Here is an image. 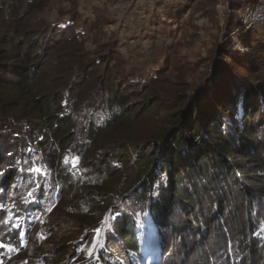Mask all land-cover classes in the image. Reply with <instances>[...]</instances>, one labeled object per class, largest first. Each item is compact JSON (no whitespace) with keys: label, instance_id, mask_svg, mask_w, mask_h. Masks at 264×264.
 Returning a JSON list of instances; mask_svg holds the SVG:
<instances>
[{"label":"trees","instance_id":"16d2710c","mask_svg":"<svg viewBox=\"0 0 264 264\" xmlns=\"http://www.w3.org/2000/svg\"><path fill=\"white\" fill-rule=\"evenodd\" d=\"M47 1L0 0V225L28 229L26 216L38 223L52 211L53 246L44 254L59 250L54 264H74L75 247L106 222L119 226L136 254L135 229L122 205L138 199L131 210L140 201L159 238L178 227L207 238L206 230L217 227L220 238L200 255L201 264H264V24L242 38L252 50L249 67L236 73L229 64L216 75L223 87L194 106L188 95L162 88L170 85L162 78L166 59L156 61L161 69L133 57L140 30L121 27L110 47L87 48L75 30L83 17L76 0L73 24L33 22ZM176 1L136 0L129 17L143 20ZM260 3L238 0L233 10L239 17ZM126 34L135 37L127 41ZM237 76L232 93L229 81ZM4 249L0 244L1 255Z\"/></svg>","mask_w":264,"mask_h":264},{"label":"rangeland","instance_id":"374dc122","mask_svg":"<svg viewBox=\"0 0 264 264\" xmlns=\"http://www.w3.org/2000/svg\"><path fill=\"white\" fill-rule=\"evenodd\" d=\"M102 2L103 0H100L101 4ZM71 3L72 0H49L47 8L40 12H33V22L37 25L39 20H42L41 25L53 22L57 19L54 14H61L64 11V16L68 14L70 16L75 12ZM108 5L109 7L104 5L108 9L98 5L99 9L106 10V15H103L102 19L95 21L92 20V14L83 15L84 18L87 16L88 20H91L90 24L93 28L91 31L83 30V36L80 38L86 42L87 48L94 45L98 47L106 43L110 47L114 39L111 34L121 29L123 25L126 27L125 31L128 28L135 31L140 30L133 57L138 58V62H141L143 67H150L155 62L154 68L161 69L164 68L163 63L156 61L166 59L168 64L165 70L167 71L163 77H160L169 79L170 85L162 88H172L178 93L188 95L194 106L207 104L215 96V89L223 87L216 75L224 74L229 64L236 73L239 72V67L244 69L249 67L252 50L242 43V38L245 36V28L242 24L243 13H240L238 17L236 10H233L238 5V0H179L169 5L163 3V7H156V11L147 12L143 20L136 19L135 21L123 16L125 9H122L121 16H118L116 6ZM118 17L120 20L114 21ZM93 22H99L95 23L99 25L96 26ZM140 22H143L142 25L139 24ZM132 23L136 26L130 25ZM64 25H67L64 21L60 22V26ZM134 37L135 34H126L124 39L128 41ZM238 42L241 49L236 48ZM228 45L233 51L229 52ZM235 51L238 54H233ZM114 52L113 55L116 56L114 61L118 62L121 59L120 55L117 50ZM219 53L224 54L221 59L218 56ZM233 59L238 60L239 65H232ZM137 64L132 63V67L135 69ZM141 69L143 68L138 66L135 70L141 71ZM147 76L153 77L154 71H150ZM240 80L241 77L237 76L233 81H229L232 93L237 89L236 84ZM224 98L225 96L222 99ZM178 101L180 100L174 99L171 103ZM167 113L168 111L163 110L159 114L164 119ZM237 118L238 116L235 117V122ZM159 121L162 122L161 119ZM186 134H188L187 131ZM162 159V155L158 154L157 164H162ZM3 194L5 195L4 191ZM137 200L125 201L122 205V212L123 215H129L131 218L136 234L135 241H137L140 252L135 254L131 253V250L128 251L126 247L129 245L127 239L123 238V231L119 229V226L114 227L106 222L96 236L92 238L89 235L86 236L81 240V244L75 247L77 260L74 264L109 262L113 264L116 261H120L121 264H171L172 260L176 264L180 262V264H201L200 255L204 252L207 254L208 250H211L210 245L220 238V231L217 227L206 230L207 238L198 237L194 232L188 233L189 230L182 227L176 228L174 234L165 233L163 238H159L160 234L156 231L157 227L152 217L147 210L141 211L140 201L138 209L131 210L130 207L137 203ZM48 212L39 216L38 223V219L34 216H26L25 219L29 223L28 229L21 225L14 226V223L10 224V222L1 223L0 226L4 232L0 233V244L5 249L2 251L3 255L0 254V264H54L55 253L58 251L57 254H59V250L51 249L49 255L44 254L48 247L53 246V241L47 234L50 224L49 214L52 211ZM16 216L25 215L16 214ZM160 243L165 245L163 251L159 249ZM170 249L173 251L168 252ZM183 255L185 260H183ZM262 262H264V254ZM230 264H236V261H231Z\"/></svg>","mask_w":264,"mask_h":264},{"label":"crops","instance_id":"0c3cea01","mask_svg":"<svg viewBox=\"0 0 264 264\" xmlns=\"http://www.w3.org/2000/svg\"><path fill=\"white\" fill-rule=\"evenodd\" d=\"M76 1L78 2V11H80V13H82L83 15L92 14L93 19L92 18L91 19L95 20V21H97L99 19H102L103 18L102 16L106 15L105 14L106 10L103 9L104 10L103 11L102 9H99L98 5H99V7H104V5H107L109 7L108 4H114V6H116V11L119 13L118 16H121V13H122L121 10L125 9V12L123 13V16L125 18H128L129 20H131L130 17H129L130 16L129 13H130V10H131L130 8L136 2V0H103V2L101 4L100 0H76ZM104 8H107V7H104ZM64 13H65V11L63 13H61V14H56L55 13L54 15L56 16L57 19H54L53 22L55 20H57L59 25H60V22H63V21L67 25L68 24L69 25L73 24V22L69 19V14L67 16H64ZM88 19L89 18H87V16L85 18L82 17L79 21H77V23L75 25V30L79 31L81 33V35L83 34V30L91 31V29H93L91 24H90L91 20H88ZM119 20H120V17L115 18L114 21L118 22ZM95 23H99V22H95ZM95 25L98 26L99 24H95ZM121 27H125V26L123 25ZM124 31H125V29H124ZM88 47H91V46H88Z\"/></svg>","mask_w":264,"mask_h":264},{"label":"built area","instance_id":"2783aa9c","mask_svg":"<svg viewBox=\"0 0 264 264\" xmlns=\"http://www.w3.org/2000/svg\"><path fill=\"white\" fill-rule=\"evenodd\" d=\"M242 24L245 28V32L251 30L255 26L264 24V4L260 3L252 8H245L242 12ZM239 42L236 43V48ZM241 49V48H239Z\"/></svg>","mask_w":264,"mask_h":264},{"label":"snow or ice","instance_id":"6c2138e0","mask_svg":"<svg viewBox=\"0 0 264 264\" xmlns=\"http://www.w3.org/2000/svg\"><path fill=\"white\" fill-rule=\"evenodd\" d=\"M34 171H37V172H39L40 170L39 169H34ZM116 217H113V220L115 219ZM97 231H99V230H97ZM102 246V245H101Z\"/></svg>","mask_w":264,"mask_h":264},{"label":"bare ground","instance_id":"6f19581e","mask_svg":"<svg viewBox=\"0 0 264 264\" xmlns=\"http://www.w3.org/2000/svg\"><path fill=\"white\" fill-rule=\"evenodd\" d=\"M238 47L242 48V47L240 46V43H239Z\"/></svg>","mask_w":264,"mask_h":264}]
</instances>
